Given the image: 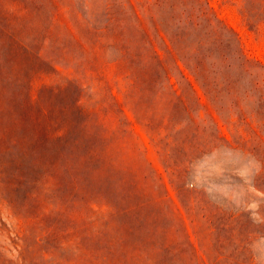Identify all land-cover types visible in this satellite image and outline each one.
Wrapping results in <instances>:
<instances>
[{
    "label": "rangeland",
    "instance_id": "obj_1",
    "mask_svg": "<svg viewBox=\"0 0 264 264\" xmlns=\"http://www.w3.org/2000/svg\"><path fill=\"white\" fill-rule=\"evenodd\" d=\"M154 1L0 0V264H264V0H206L230 89L145 71Z\"/></svg>",
    "mask_w": 264,
    "mask_h": 264
},
{
    "label": "trees",
    "instance_id": "obj_2",
    "mask_svg": "<svg viewBox=\"0 0 264 264\" xmlns=\"http://www.w3.org/2000/svg\"><path fill=\"white\" fill-rule=\"evenodd\" d=\"M34 2L41 3V0H33ZM184 9V21L189 23L185 25H177L179 29L175 32L174 36H170V42L173 49H166V54L162 57L155 48V44L152 38H147V51L144 53L142 59V65L146 68L151 76L154 74L159 80V76L163 75L167 77L170 84L175 82L179 86H183L184 83L191 84L190 79L178 64L180 59L184 67L188 70L194 81L202 89L210 88H227L230 89L233 85L237 84L241 76H255L248 78V82L252 85L258 84V73L255 70V63L253 59L249 58L241 52L232 48L228 54L214 53L213 48L219 41L218 31L220 29L219 19L209 11L206 6V0H179ZM50 4L56 9L59 7L61 0H49ZM168 0H155L154 4L161 5L167 3ZM188 3L190 8L187 9ZM170 5L173 6V3ZM186 10V11H185ZM110 12V16H111ZM180 15L182 13L180 12ZM180 19V16L179 18ZM227 30H231L228 29ZM195 33L193 41L188 40V36ZM202 32V36L198 33ZM207 37L213 40V42L207 41ZM166 46V45H165ZM229 55V56H227ZM169 57L173 60V65L177 69L178 73L174 72L176 80L170 81L172 66L169 64ZM153 73V75L151 74ZM230 122H228L229 124Z\"/></svg>",
    "mask_w": 264,
    "mask_h": 264
}]
</instances>
